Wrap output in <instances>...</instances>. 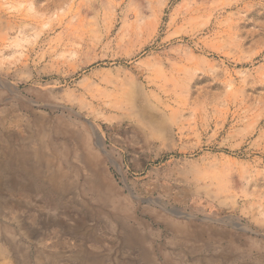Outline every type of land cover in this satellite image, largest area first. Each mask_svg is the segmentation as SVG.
<instances>
[{"label": "rangeland", "instance_id": "374dc122", "mask_svg": "<svg viewBox=\"0 0 264 264\" xmlns=\"http://www.w3.org/2000/svg\"><path fill=\"white\" fill-rule=\"evenodd\" d=\"M0 84L22 123L105 137L143 237L115 243L81 197L52 196L88 221L44 245L53 228L24 214L18 231L5 203L27 195L3 188L0 264H264V0H0ZM9 107L0 131L20 130Z\"/></svg>", "mask_w": 264, "mask_h": 264}, {"label": "bare ground", "instance_id": "6f19581e", "mask_svg": "<svg viewBox=\"0 0 264 264\" xmlns=\"http://www.w3.org/2000/svg\"><path fill=\"white\" fill-rule=\"evenodd\" d=\"M0 88L3 89L2 84ZM15 96L14 93L7 96L0 92V102L10 104L4 111L5 116L11 119L12 125L16 122L20 125L18 131L14 127L13 130L0 131V198L3 188L18 196L26 193V199L19 198L5 203L15 212L14 223L17 230L21 231L20 227L24 224L22 216L28 214L53 228L50 231L53 234L41 237L39 243L43 242L45 245V237L57 241L60 235L71 237L85 226L88 221L86 216H80L77 220L69 219L68 207H50L45 201L52 196H62L68 201H78V197H81L84 202L79 207L80 212L95 216L105 232H110L113 242L126 243L128 240L139 248L143 237L137 233L140 230L137 226L141 225L133 219L131 221L134 224L126 223L123 214L129 216V199L114 186L106 172L107 165L113 163L114 150L108 149L105 137L99 135L95 129L89 130L84 126L81 130H74L69 126L70 121L66 122L63 118L51 120L46 116H35L32 122L24 124L15 114L16 106L8 103L10 99L6 98L13 99ZM16 100L17 106L24 108L20 99ZM50 126H53L52 130ZM167 213L175 217L180 214L179 211L171 210ZM175 229L177 232L189 233L188 236L197 235L201 230L209 235L214 233L213 227L196 225H177ZM117 230L121 235L116 234ZM96 233L101 236L102 232L96 227L95 240L98 239ZM227 233L230 231L224 230L215 234L224 238L228 236ZM62 246L70 254L84 252L85 249L75 247L68 240ZM145 251L139 250L137 253L140 256L148 255L146 249Z\"/></svg>", "mask_w": 264, "mask_h": 264}]
</instances>
